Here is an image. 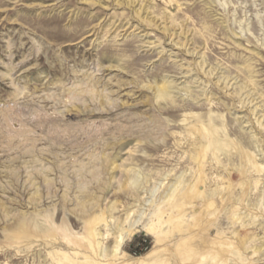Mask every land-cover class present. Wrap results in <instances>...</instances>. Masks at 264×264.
Returning <instances> with one entry per match:
<instances>
[{
  "label": "rangeland",
  "instance_id": "obj_1",
  "mask_svg": "<svg viewBox=\"0 0 264 264\" xmlns=\"http://www.w3.org/2000/svg\"><path fill=\"white\" fill-rule=\"evenodd\" d=\"M0 264H264V0H0Z\"/></svg>",
  "mask_w": 264,
  "mask_h": 264
},
{
  "label": "bare ground",
  "instance_id": "obj_2",
  "mask_svg": "<svg viewBox=\"0 0 264 264\" xmlns=\"http://www.w3.org/2000/svg\"><path fill=\"white\" fill-rule=\"evenodd\" d=\"M158 90V96L161 97V98H166L168 96V88L167 86L163 85L161 86ZM135 220V219H134ZM139 221V220H138ZM137 223V220L136 221H133L132 223V226H134L135 224ZM152 224V223H151ZM131 226V225H130ZM131 226V227H132ZM150 226V225H149ZM129 229V228H128ZM122 241V236L118 237V240H117V244L114 246V249H117V247L119 246V244L121 243ZM121 245V244H120Z\"/></svg>",
  "mask_w": 264,
  "mask_h": 264
}]
</instances>
